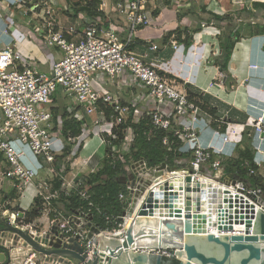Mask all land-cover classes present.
<instances>
[{
  "label": "built area",
  "instance_id": "1",
  "mask_svg": "<svg viewBox=\"0 0 264 264\" xmlns=\"http://www.w3.org/2000/svg\"><path fill=\"white\" fill-rule=\"evenodd\" d=\"M8 1L0 0L1 9H7L5 14L0 12L6 22L4 33L10 37L8 43L0 46V155L3 156L0 162V176L2 179L11 180L21 197L25 196L28 188H33L35 198L43 201V210L52 211L51 206L62 193L70 196L75 192L81 199L88 201L90 206L89 209L80 211L94 215L92 208L95 207L106 226H113L114 230L122 227L118 217L103 212L94 205L85 180H66L62 172H59L49 180L38 182L40 168H51V174L54 173L56 156H61L66 150L67 142L55 129L53 116V107L56 105L54 97L58 90L73 118L91 119L93 133L84 138L83 149L88 147L89 139L98 138L100 145L109 149V158L117 159L125 150L129 152L135 132L131 125H127V121L132 113L137 112L139 117L150 118L153 129L166 132L163 144L169 149L174 148L180 154L190 153V163L197 172H202L203 166L210 163L216 170H225L223 159L220 157L223 148L206 147L200 142L201 129L212 124V118L201 108V100L197 97L191 98L187 90L179 88L176 80L169 76L170 71L165 68L163 62L148 63L145 61V55L133 49L135 33L139 28L153 22V15L148 7L150 0H116L114 9L122 19L121 28L113 22L106 24L101 18L79 12L78 17L83 21L81 30L74 25L63 26L59 23L53 9L58 0ZM101 1V8L104 9L106 0ZM174 1L177 5L183 2ZM13 8L21 10L28 18L25 28H29L30 32L26 33L27 30L13 20ZM32 38L40 39L47 48H59L61 51L62 55L53 63L51 72L40 70L20 51L19 43ZM172 46L178 50L183 45L174 41ZM150 49L157 51L159 48L158 45L152 44ZM98 74H102L101 77ZM127 76L147 88L144 101L152 104L149 110L135 109L136 102L122 103L120 97L112 94L103 84H116L117 80ZM217 133L222 137L224 144L231 142L225 132L218 130ZM262 134L264 124H255V139ZM260 140L261 142L254 146L253 161L258 165L264 163V138ZM78 141L77 137H68V142L77 144ZM214 154L220 156L214 158ZM29 157L36 161V166L31 165ZM68 157L69 155L66 156L65 162ZM142 161L147 169L153 171L161 166L160 164L157 167H149L145 160L141 159L130 163L129 171L131 165L136 163L142 168ZM250 172L254 173V170L251 169ZM55 176L62 180L59 189L53 187ZM193 176H197V173ZM127 189V194H119L121 200L127 195L129 198L130 189ZM248 190L262 195L260 188L249 187ZM0 211L3 214L10 213L2 208V205ZM54 212L55 217L51 218L50 227L55 225L60 233L66 235L77 233L70 215L63 216L56 210ZM10 215L11 223L35 233L44 232L30 228L31 224L24 222L25 210H16ZM78 240L88 257L93 259L98 249L88 238L87 231H83ZM18 248L23 250L22 246ZM154 252L171 256L168 250ZM25 257L18 259L20 264H43L39 254L31 247Z\"/></svg>",
  "mask_w": 264,
  "mask_h": 264
},
{
  "label": "crops",
  "instance_id": "2",
  "mask_svg": "<svg viewBox=\"0 0 264 264\" xmlns=\"http://www.w3.org/2000/svg\"><path fill=\"white\" fill-rule=\"evenodd\" d=\"M85 1L58 0V4L54 5L53 9L59 23L63 26L74 25L81 30L83 21L78 17V13L74 14V6L76 3ZM115 1L106 0V6L102 10L108 22H113L121 28L122 19L114 9ZM255 2L264 4V0H183L180 5H177L173 0H150L148 7L152 12L153 22L138 29L133 44L134 51L145 55V61L148 63L163 62L165 68L170 71L169 76L176 80L179 88L186 90L187 86L190 87L191 91L198 94L202 101H206L210 107L217 109L218 125L215 126L212 123L210 127L201 129L199 136L204 146L223 148L221 156L214 154V158L220 156L223 161L237 158L239 151L248 146L252 148L255 156L254 146L257 142H261L260 138H264V134L256 139L254 137L255 124H264V7L254 14L240 11L242 4L252 8ZM15 11L18 13V9ZM0 12L3 14L7 12L6 8L1 9V4ZM82 13L87 15L83 11ZM214 15L219 17L228 15L229 19L220 21L213 17ZM194 20H196L195 24ZM5 27L6 22L0 16V46L10 41V37L4 33ZM198 28V31L193 32ZM228 30H232L231 34L238 30L240 36L228 66L229 73L236 81L231 88L225 85L224 74L215 64V59L220 53L218 38ZM180 32H183L182 38L187 33L193 35L194 41L190 47L178 41L177 36ZM166 36H170L167 42L164 41ZM174 41L183 46L175 50L172 46ZM152 44L158 45L159 49L152 51L150 49ZM19 49L25 58L44 72H51L53 63L62 55L59 48H45L39 44L37 38L20 42ZM217 50H219L218 53ZM254 65L257 66L254 67ZM103 84L112 94L118 95L122 103L136 102L137 108L135 109L139 111H147L152 106L150 102L144 101L147 88L132 77L127 76L125 79L117 80L116 84L105 82ZM139 115L136 112L134 120H139ZM209 117L213 118L210 115ZM221 126L225 129H221ZM218 130L228 134L231 141L229 144H224L222 137L217 133ZM262 143L264 144V140ZM102 146L98 138L89 139L88 147L82 148L78 157L71 159L70 154L68 161L65 162L64 159V162L60 164V169L55 167V172L50 175L53 177L54 174L58 175L62 172L66 180L74 178L84 180L85 176L96 171L100 166L97 155L103 148ZM106 156L107 148L103 157ZM29 158L31 165L36 166V161ZM191 159L192 155L186 153L185 156L179 157L172 166L180 168L183 164L190 163ZM67 163L69 166L66 165ZM129 164L126 165L127 173L118 178L123 183L129 172ZM202 172L212 178H223L228 175L226 170L214 169L211 163L204 165ZM259 172L264 176V163L259 167ZM41 173L42 171L39 174V183L45 179L48 180V177H42ZM231 175L243 181L235 171ZM9 181L11 180L2 179L0 176V205L2 208L10 213L16 211L15 208L18 205L20 207L18 210L31 208L35 201V190L28 188L34 197L31 205L25 204L26 191L24 197H21L18 191L16 197L12 196V191L5 192V187L10 185ZM206 181L209 182L208 179ZM245 182L249 187L255 188L249 181ZM121 201L126 202L128 207V195ZM51 208L52 211L56 210L63 216L71 215L70 210L69 215L64 214L63 202L59 201ZM50 212L48 209L42 210L41 216L31 222V226L35 224L37 230L47 231L50 227ZM22 251L25 255L30 251V247H24ZM22 258L21 256L20 259Z\"/></svg>",
  "mask_w": 264,
  "mask_h": 264
},
{
  "label": "water",
  "instance_id": "3",
  "mask_svg": "<svg viewBox=\"0 0 264 264\" xmlns=\"http://www.w3.org/2000/svg\"><path fill=\"white\" fill-rule=\"evenodd\" d=\"M142 166L131 165L126 175L128 207L117 230L71 209L77 233H60L55 225L35 233L0 211V264H10L21 246L35 250L43 264H264L263 195L231 174L212 178L191 163ZM83 231L98 249L93 259L78 240Z\"/></svg>",
  "mask_w": 264,
  "mask_h": 264
},
{
  "label": "trees",
  "instance_id": "4",
  "mask_svg": "<svg viewBox=\"0 0 264 264\" xmlns=\"http://www.w3.org/2000/svg\"><path fill=\"white\" fill-rule=\"evenodd\" d=\"M101 0H86L84 3L79 2L74 6V14L79 12H85L87 15L94 18H101L107 24L108 20L100 7ZM264 7V4L255 2L252 8L242 4L240 11L249 12L254 14ZM179 17V16H178ZM216 19L220 21H225L229 19L228 15L224 17H219L214 15ZM198 29L193 30V32L198 31ZM232 30H228L223 36H219V56L215 59V64L219 67L220 71L224 74V83L227 87L231 88L235 85V79L232 78L229 73V62L232 57L233 50L236 43L240 40L238 30L231 34ZM172 33V32H171ZM170 36L165 37V42L169 40ZM178 41L183 42L186 47H190L194 41L193 35L187 33L184 38L183 32L178 33ZM187 92L190 97H197L201 100L198 94L191 91L190 87H186ZM56 105L53 107L54 122L56 124L55 129L58 130L65 141L67 142L66 150L61 156H56L54 165L60 169L61 162L67 155L71 154V159L78 157L80 151L83 148V134L86 130V120L75 119L68 112L66 107V102L62 98L60 91L58 90L57 95L54 97ZM201 108L208 113L212 118L213 125L217 126L219 117L217 116V109L210 107L208 103L201 100ZM108 113L110 111L108 110ZM134 114L127 121V125H131L135 132V138L132 143L129 152H125L118 156L117 159L105 157L98 167V169L87 176L84 180L88 185V192L90 193L91 201L95 206H98L103 212L108 214H113L119 217L123 210L127 207L126 202H122L119 198L121 192H127V184L121 182L118 178L121 175L127 173L126 165L132 163L133 161H138L144 159L149 167H157L163 162L168 165H173L175 159L186 154H180L174 150V148L169 149L168 146L163 144V138L166 132L160 129H153L150 118L140 117L139 120H134ZM216 121V122H215ZM222 127V126H221ZM221 129H225L224 126ZM73 136L79 139L77 144L68 142V137ZM109 152V149H107ZM3 156L0 155V162ZM254 151L250 146L241 149L239 151V156L237 158H232L230 160L223 161V166L228 174L236 172L243 181H249L251 185L255 188H260L262 190V195L264 196V176L259 172L258 165L254 163ZM66 165L69 166L67 163ZM67 166V167H68ZM251 169L254 173H251ZM62 180L59 176H56L53 180L54 189L61 188ZM247 183V182H246ZM126 184V185H125ZM12 196L16 197L17 189L12 191ZM64 203V214L69 215V210H87L90 208L88 201L81 199L75 192L71 193L70 196H65L64 193L61 197L54 201V205L58 202ZM16 210L20 209L18 206ZM43 210V201L40 198H35L34 204L28 210H25V221L26 223L33 222L37 217L41 216ZM96 221L104 223L102 215L98 214L96 208H92ZM50 218L55 217V212L51 211L49 213ZM105 224V223H104ZM108 227V226H107ZM113 226H110L112 228ZM116 227V226H115Z\"/></svg>",
  "mask_w": 264,
  "mask_h": 264
},
{
  "label": "rangeland",
  "instance_id": "5",
  "mask_svg": "<svg viewBox=\"0 0 264 264\" xmlns=\"http://www.w3.org/2000/svg\"><path fill=\"white\" fill-rule=\"evenodd\" d=\"M173 2L176 4V2L173 0ZM12 18H13V20L14 21H16L17 22V24H20L21 25V27H24L23 29L25 30H27L26 31V33H28V32H30V29L29 28H25V26L24 25H26L27 24V22H28V18L27 17H25L24 15H23V13H22V11H19V9H18V13H17V11H15V13H13V16H12ZM197 22H198V20H197ZM196 23V20H194V24ZM23 25V26H22ZM176 29V28H175ZM175 32H177V30L175 31ZM137 34H138V31L135 33V38H136V36H137ZM156 39H159V38H157L156 37ZM40 40V39H39ZM38 40V41H39ZM39 44H41L42 46H43V43H42V41L40 40L39 41ZM44 47V46H43ZM46 48V47H45ZM101 75L102 74H98V76L99 77H101ZM95 85V84H94ZM95 87H97V85H95ZM142 88V87H141ZM75 119H77V118H75ZM87 122V125L85 126V128H86V130L84 131V134L82 135L83 136V138H85V137H87V136H89L90 134H92L93 133V125H92V123H91V119L90 118H88L87 120H86ZM103 148L99 151V153H98V155H97V158H98V161H99V164H101L102 163V161H103V159H104V157H103V155L105 154V152H106V147H104V146H102ZM125 152H126V150H125ZM80 155H82V154H80ZM37 162H40V161H37ZM51 169V168H50ZM48 167H44V168H40V172L42 171V177H48L47 179L49 180L50 178H52V176L50 175L51 174V171L53 172V170H50ZM55 169V168H54ZM56 177V176H55ZM9 186L7 185L6 187H5V192H11V191H13L14 189H15V187L12 185V183H11V181H9ZM26 200L24 201V203L25 204H28V205H31V203H32V199H33V197H34V194L32 193V191L30 190V189H27L26 190ZM28 198V199H27ZM30 198V199H29ZM17 206V205H16ZM18 208H20L19 207V205H18ZM24 222H26L25 220H24ZM35 228L36 229V226H35V224H32V226L30 227V228ZM21 256L22 257H25V255H24V253H23V251H21ZM21 256L20 257H18V259L20 260V258H21Z\"/></svg>",
  "mask_w": 264,
  "mask_h": 264
},
{
  "label": "bare ground",
  "instance_id": "6",
  "mask_svg": "<svg viewBox=\"0 0 264 264\" xmlns=\"http://www.w3.org/2000/svg\"><path fill=\"white\" fill-rule=\"evenodd\" d=\"M204 184H208V183H204ZM218 232V231H217ZM21 249L17 248L13 251V263L12 264H20V262L18 261V257L21 256ZM27 255V253L25 254Z\"/></svg>",
  "mask_w": 264,
  "mask_h": 264
}]
</instances>
